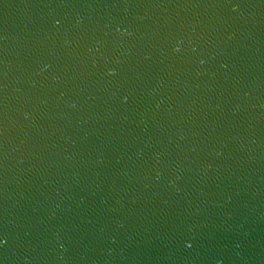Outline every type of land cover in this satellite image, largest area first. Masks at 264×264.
<instances>
[{"label": "water", "instance_id": "obj_1", "mask_svg": "<svg viewBox=\"0 0 264 264\" xmlns=\"http://www.w3.org/2000/svg\"><path fill=\"white\" fill-rule=\"evenodd\" d=\"M0 264H264V0H0Z\"/></svg>", "mask_w": 264, "mask_h": 264}, {"label": "snow or ice", "instance_id": "obj_2", "mask_svg": "<svg viewBox=\"0 0 264 264\" xmlns=\"http://www.w3.org/2000/svg\"><path fill=\"white\" fill-rule=\"evenodd\" d=\"M4 243V241L3 240H0V245H2Z\"/></svg>", "mask_w": 264, "mask_h": 264}]
</instances>
